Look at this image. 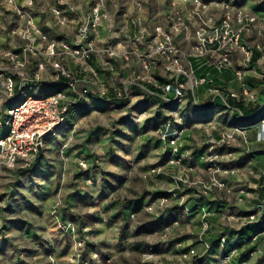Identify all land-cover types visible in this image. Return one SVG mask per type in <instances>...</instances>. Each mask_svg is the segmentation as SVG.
Returning a JSON list of instances; mask_svg holds the SVG:
<instances>
[{"label":"crops","instance_id":"obj_1","mask_svg":"<svg viewBox=\"0 0 264 264\" xmlns=\"http://www.w3.org/2000/svg\"><path fill=\"white\" fill-rule=\"evenodd\" d=\"M102 1L105 5V11L108 12L110 18L106 22L103 30L102 40L99 42L100 45L102 43L122 44L129 41L136 29L131 19L136 16H141L143 18V24L151 30L154 25L162 22L170 0H144L146 3L142 11H138L136 6V3L142 0ZM204 1H221L232 5L235 9L245 10L243 6L246 5L245 2L247 0ZM90 2L91 0H85V2L77 5V13L68 14L69 23L63 29L72 26L71 30L73 34L77 29L76 19L85 15L88 9L96 3ZM38 4L41 7L34 9L36 22L44 27L52 24L50 18L53 16L52 8L54 5L49 4L48 0L37 1ZM11 6L7 4L3 9L0 8V32H6L3 35L0 34V53L11 50L21 43L19 38L10 33L14 27L20 25L23 21ZM128 13L132 14L129 18ZM133 13L136 14L133 15ZM213 13L219 15V12L215 9ZM250 14L256 13L251 11ZM262 14L264 15V12ZM256 15L258 16V14ZM55 22L57 24L56 20ZM112 27L114 30L119 29L118 32L112 31ZM107 30L108 33H106ZM122 31L130 34L127 40L120 39ZM254 33L256 34V31ZM110 39H116V42H110ZM243 39L244 43L253 49V58L249 66L243 64L242 53L234 46L230 47L232 65L225 68L222 72H218L209 66L208 60L206 59L186 60V70L192 71L195 78H201L207 75L213 76L216 83L222 87L223 94L221 97L210 94L208 91L209 86L199 85L194 90L189 89L187 93L184 92L185 98L181 105L170 107L165 105L161 98L150 97L141 87H134L132 89V96L134 95L138 98L142 96L143 98H147L146 101L150 99L148 104L158 108L169 107L171 108L170 110L175 112L173 114L174 117L177 116L181 119L177 123V127L184 132L185 142L183 143L185 148L190 149L192 152L191 157L188 158L189 160L185 161V165L196 168V172L199 175H205V166L201 160V155L207 147L205 144L207 139L210 141L218 140L225 130L234 128H238L244 133L245 137L239 135L235 142L222 148V151L225 155L223 160L224 166L233 171V173L225 177L227 187L234 192L247 190L248 193H239L238 197L234 195L232 198H229L230 195L225 192H214L209 197H197L196 191L188 188L182 189L179 193L185 197L188 206L199 204L212 213L208 218L210 228L205 236L206 240L215 241L225 236L230 240L238 242L237 246L226 248L215 246L211 250H207L201 240H199L202 232V220L199 213L194 215V222L188 220L180 206V200L173 197L164 207L156 205L159 198L164 196L173 187L172 174L178 171L173 166L165 167V172L157 176L150 175V182L152 183L148 188L150 200L143 201L142 199L144 198L140 197L132 201L117 202L118 200H116L113 193V191H116V185H110L107 181L106 183L101 182L99 184V180L97 179L93 185V177H91L86 181L88 184L87 189H80L81 192L83 191L82 194L76 196L72 202L75 204H73L74 207L72 209L79 210L80 202L84 201L83 204L87 208L83 215L85 218L81 216L82 219H78L79 211L71 212L68 217L69 219L63 217L61 213L55 214L51 218L47 215L48 210L58 208L60 201L56 200L52 202L50 200L51 195L56 191L57 184L53 185V179L50 180L51 176L47 171L50 168V161L56 158L59 146H61L60 152H62V155H66V159L69 161L68 170L71 166L68 172L66 168L68 176L62 180L64 183H72L73 174L79 173L78 177L81 178L84 173L82 170L91 169H94L97 176L103 171H109L110 173L105 174L109 176L108 180L111 181L112 178L110 175L116 178L121 169L120 161L122 158L115 152L103 153L104 157L103 155H98V157L95 155L93 156L95 159L93 163H90L86 156L72 158L71 151H67L66 149L68 143L62 144L67 137L61 133L57 136H60L61 139L56 142L45 141V145L41 148L34 166L25 170L28 173L34 171L35 174L32 176L29 173L25 176L23 173V181L20 187L23 188L22 191L27 193L24 192L25 200L23 201V205L27 210L24 208H19L18 210L24 211L26 214L23 213V220L21 221L10 220L8 221L10 223L9 226L2 224V227H5V232H0V264H62L58 260L64 254L66 255L65 259L69 261V253L60 252L62 246V234L58 231L60 220L64 222V226L68 224L76 225L77 221L76 226L80 234H116L112 232L116 222L122 225V234H139L138 231L142 230V228L148 234H162L165 229L174 226L175 223H179L177 227L172 229V233L167 240L163 242L165 247L163 245V248H160V256L163 257L162 260L164 261L158 264H264V236H261L257 241L251 240L260 230H264V208L261 207L262 200H264V141H260L259 139L261 133L260 123L264 120V39L262 44L258 43L256 45L248 44L246 42V35ZM114 61L116 67L119 63H122L121 58ZM68 65L74 70L78 69L77 65L72 62ZM100 73L102 82L111 86V83L114 81L111 74L103 71H100ZM238 73H241V79ZM156 74L164 83L171 79V74L169 75L165 71L164 61L162 59H159ZM130 77L131 74L122 82V86ZM91 80V75L82 74L79 82L80 85H83V82ZM182 81L185 82L188 80L186 77H182ZM144 87L150 88L151 86L144 85ZM198 88L199 93H197ZM31 89L32 91H36L37 88L31 87L30 92ZM233 94L235 97L232 96ZM90 96L94 98L93 93ZM110 96H113V93ZM89 97L83 105L87 106L89 102L91 104V102L98 101L97 99H90ZM205 98H209V100L202 101ZM109 101L111 103L107 105H113L114 107L122 106L120 101ZM213 121L215 123H222L224 128H218V130L216 128L215 132L214 130L207 131L209 128H206V126ZM204 133H206L205 136ZM162 148L161 157L166 159L167 156L165 154L168 153L170 148L165 143H162ZM161 157L159 156L157 161ZM75 160L77 164L74 162ZM81 160H85L89 164L88 169L80 167L79 161ZM165 162H163L164 165L166 164ZM56 165H58L59 169H62L61 163H56ZM43 173H46V177L41 178ZM36 176L39 177L41 182L39 193L33 190ZM83 180L82 177V183ZM47 181H49V184ZM82 183L81 185H83ZM0 191L2 194L0 195V201H3L2 205H4H0V207H5L6 210H9L11 207L15 208V206H19V203L13 205L18 198L14 184L8 185L4 190L0 188ZM3 192H5L4 195ZM155 205V211L150 212L148 208L155 207ZM15 213L17 212L15 211ZM145 213L148 217L150 215L149 219L152 222L143 223L142 228L138 229V224L133 223L132 219L136 215L144 216ZM251 214L257 215L256 220L251 221L246 219ZM0 216L2 215L0 214ZM20 222H22V228L19 227ZM0 223H2V219H0ZM51 229L55 230L52 231ZM65 233L72 234L70 231H66ZM43 238L49 240L46 241L48 245L42 246L37 244V241ZM242 238L247 239L245 244L240 243ZM21 240L23 245L28 243V245L33 246L29 249L27 246L25 247L28 259H22L18 255V250L14 243ZM182 243H186L189 246L178 248ZM191 248L195 249L196 254L190 255L187 258L182 257ZM227 256H229V259L225 260ZM96 257L94 256L92 258L93 264H97L95 262L99 261V259H95Z\"/></svg>","mask_w":264,"mask_h":264},{"label":"built area","instance_id":"obj_2","mask_svg":"<svg viewBox=\"0 0 264 264\" xmlns=\"http://www.w3.org/2000/svg\"><path fill=\"white\" fill-rule=\"evenodd\" d=\"M6 1L23 21L10 31L21 43L0 53V130L5 131L0 136V169L32 168L47 139L76 130L77 126L71 120L74 110L80 108L91 93L94 97L98 96L101 102H124L132 96L134 87H141L150 97L161 98L170 107L181 105L185 98L184 92L194 90L199 85L209 86L210 94L221 97L222 87L213 76L195 78L192 71L186 70V60L206 59L209 66L222 72L232 65L230 47L234 46L242 53L243 64L249 66L253 49L244 43L243 38L259 30L256 26V14L235 9L228 3L170 0L162 22L154 25L151 30L143 24L141 16H136L131 19L136 29L129 41L100 45L103 30L110 18L103 1L100 0L85 15L76 19L77 29L71 38L56 41L49 38L43 26L36 22L31 13L34 0H23L22 3L18 0ZM145 3L144 0L138 1L137 10L142 11ZM214 9L219 15L213 13ZM76 13L77 7L70 5L68 0H58L52 8V14L61 27L68 25V14ZM118 58L125 64L137 61V68L123 86H109L102 82L100 71L114 74V60ZM159 59L164 61L165 71L171 74V79L165 83L156 74ZM70 62L77 65L78 69L70 68ZM82 74L91 75L92 80L80 85ZM238 76L241 79V73ZM182 77H186L188 81H182ZM41 83L45 86L55 85L56 88L47 94L23 97L26 88ZM144 85L151 87L146 88ZM111 93L113 96H110ZM232 96L235 97L234 94ZM180 121L177 116L172 117L160 127L161 142L170 148L165 154L170 163L184 168L187 172H193L192 167L185 165L191 152L182 142L183 131L177 127ZM260 132L259 139L264 141V120L260 123ZM239 135L245 137L238 128L228 129L221 134L220 139L206 144L207 147L201 155L208 174L206 180L192 181L188 175L174 177L173 187L158 200L161 206L168 204L172 197L180 200L184 215L190 221L199 213L202 220L201 234H207L210 228L208 218L212 213L199 204L188 206L179 193L182 189L193 186H197L199 197H209L215 191L231 193L225 177L233 171L223 164L225 155L222 148L235 142ZM79 165L83 169L89 168L85 160L79 161ZM160 172V169L152 170V173ZM240 192L244 194V190ZM261 207L264 208V200ZM153 209V206L149 208L150 211ZM256 218V214H251L246 219L254 221ZM61 228L76 234L74 224ZM205 236L202 235L201 242L207 250L215 246L226 248L238 244L225 236L215 241L206 240ZM261 236H264V230H260L251 240L257 241ZM246 242V238L240 240L242 244ZM85 243L84 239L78 240L75 243L76 249L82 250ZM157 248L158 246L151 247L149 253ZM195 254V249L191 248L182 257ZM228 259L229 256L225 258Z\"/></svg>","mask_w":264,"mask_h":264},{"label":"rangeland","instance_id":"obj_3","mask_svg":"<svg viewBox=\"0 0 264 264\" xmlns=\"http://www.w3.org/2000/svg\"><path fill=\"white\" fill-rule=\"evenodd\" d=\"M23 0H18L19 3H22ZM37 1L34 0V7L31 10V13L34 15L35 10L38 7H41L40 4L37 5ZM49 4H53L56 6L58 0H48ZM70 5L77 6L85 0H68ZM100 0H91V2H99ZM246 1V0H244ZM90 2V3H91ZM246 5L243 6L247 13L251 11L258 14V20L256 26L258 27V31L256 34H247L246 35V42L251 45L262 44L264 39V15L262 14L264 11V0H247ZM8 2L6 0H0V8H4L7 6ZM11 6V5H10ZM12 7V6H11ZM244 10V9H242ZM244 10V11H245ZM245 11V12H246ZM136 13H133L135 15ZM128 13V18L131 17ZM51 22L47 26H43L44 31L48 34L51 40L59 41L61 39H69L73 36L72 34V26L69 28L63 29L58 24H56L54 17L52 16ZM113 29V27H112ZM111 29V30H112ZM117 30H112L118 32ZM6 33V32H4ZM0 32L1 35L4 34ZM74 33V32H73ZM108 33V30L107 32ZM130 34H127L122 31V40H127ZM110 42H116V39H110ZM137 61H131L129 64H125L123 61L119 63L116 67V72L111 74L114 78V81L111 83L117 86H122V82L128 78L132 71L137 68ZM109 85V84H108ZM33 88H37L36 91L30 92V88H26L24 90L23 97H26L30 94H47L55 90V85L45 86L42 83L38 85H34ZM197 93H199V88L197 89ZM187 95V94H186ZM93 99L92 96L89 97ZM147 98H143L142 96H131L127 102H121L122 106L114 107L113 105H107L111 103L110 101H106L101 103V101H94L88 103L89 105H85L82 108H76L74 110V115L72 116L71 120L76 124V130L74 132L68 131L62 134L67 137L65 142L62 144H67V151L70 150L72 153V158H78L80 156H86L90 163H93L94 157L98 155H103V153H112L115 152L122 158L120 161L121 169L116 178L113 175H110L112 180H108L107 173L109 171H103L98 176L94 169L91 170H82L84 172L82 177H78L79 173L73 174L72 183L67 184V182H62L64 178L68 176L67 172L69 167V161H67L66 155H62L60 152L61 146L58 147L56 158L52 159L49 163L50 168L48 169L47 173L50 174L51 178L53 179V185L57 184L56 191L51 195L50 200L52 202L58 200L60 201L58 208L55 210H48L47 215L52 218L53 215L61 213L63 217L69 219V215L71 212H78L79 211V218L82 219L81 216L84 215L87 208L83 204L84 201L80 202L79 210L72 209L73 200L76 196H80L82 194L80 189H87L88 184L86 183L91 177H93V185L94 182L99 180V184L101 182L106 183L109 182L110 185H116V191H113L114 197H116L117 202H125V201H132L134 199H139L143 197V201L150 200L149 196V186L152 185L150 182V175H158L157 173H152L153 169H160L161 173L165 172V167L173 166L176 167L178 171L172 174V182L174 183V177H184L188 175L189 179L192 181L196 180H206L208 174L205 170V175H199L196 171V168L193 167V172H187L184 168L179 167L178 165H174L170 163L169 158L166 159L161 157V152L163 150L161 142V128L160 126L168 119L174 117V111L170 110L169 107L158 108L151 104L150 99L146 101ZM209 98H205L202 101H208ZM154 102V101H151ZM218 103V102H217ZM219 104V103H218ZM204 112V111H203ZM206 113V112H204ZM164 115V116H163ZM215 126V127H214ZM206 128H209L207 131L211 130H218V128L223 129L224 125L222 123H215V121L210 122ZM5 131L0 130V136L4 135ZM110 135V137H109ZM206 133H204V136ZM184 132L182 135V142L184 140ZM204 138V137H203ZM61 139V137L57 138H49L46 140L50 142H56L57 140ZM210 140L207 139V144ZM186 144V143H185ZM45 145V143H44ZM190 145V144H189ZM190 150V149H188ZM191 152V150H190ZM49 154V153H48ZM192 154V152H191ZM64 156V158H62ZM161 157L158 161L157 158ZM104 157V155H103ZM191 157V155H190ZM186 160H189L188 158ZM185 160V161H186ZM166 161V162H165ZM72 162V161H71ZM77 164V161H74ZM163 162L166 164L164 165ZM56 163H61L62 169L58 168ZM99 164V163H98ZM101 164V161H100ZM99 164V165H100ZM184 165V164H183ZM190 167V166H188ZM67 168V172H66ZM96 168V167H95ZM27 169L17 168L15 170H8V169H0V188L4 190L7 188L8 185H13L15 187L17 201L13 204L16 205L19 203V206H15V208L11 207L9 210H6L5 207H0V219H2V223H0V232H5L4 226H9L10 220H23V213L26 214L24 211L18 210L19 208H26L23 205L24 192L22 191L23 188L20 187L23 181V173L25 176L27 174H31L33 176L34 171L32 172H25ZM44 172V171H43ZM78 172V171H77ZM39 173V172H37ZM106 173V174H105ZM196 173V174H195ZM46 173L41 175V178L46 177ZM198 174V175H197ZM40 176V175H39ZM29 179L28 177H26ZM106 178V179H105ZM97 179V180H96ZM14 182V183H13ZM35 184L33 185V190L37 193L40 191V179L36 176ZM49 184V181H47ZM81 183L83 185H81ZM90 185V184H89ZM190 189H194L196 191L197 196V186L190 187ZM80 191V192H78ZM1 192V191H0ZM6 192V190H5ZM3 192V195L5 194ZM85 192V191H84ZM215 192H224V191H215ZM26 193V192H25ZM242 194L240 191L234 192L232 191L228 195L229 198H232L234 195L238 197V194ZM248 193L247 190H244V194ZM27 194V193H26ZM217 194V193H216ZM0 195H2L0 193ZM199 197V196H197ZM1 198V196H0ZM184 200L186 201L185 197ZM57 201V202H58ZM3 201H0V205H2ZM169 203V202H168ZM75 205V204H74ZM156 205L161 206L159 202ZM156 205L153 209L154 212ZM4 206V205H2ZM164 207V206H163ZM114 209V207H113ZM27 210V209H25ZM59 210V211H58ZM15 211L17 213H15ZM27 212V211H26ZM148 212V211H146ZM84 217V216H83ZM85 218V217H84ZM149 217L146 216H138L136 215L135 218L132 219L133 223L138 224V229L142 228L144 225L143 223H150L152 222ZM60 222V227L58 231L62 234V246H61V253L67 252L69 253V261L66 260V255L59 259L62 264H93L92 258L97 256L95 259H99L96 261L97 264H158L162 263L163 257L160 256V248H163V242L167 240V238L171 235L172 229L177 227L179 223H175L174 226L165 229L162 234H148L147 231L142 230L138 231L139 234H122V225L118 222L113 227V233L116 234H80L77 228V221L75 225L76 234H67L65 233L66 230L62 229L61 227L64 226L63 221ZM194 222V221H192ZM191 223V222H190ZM2 224L4 226L2 227ZM67 224V223H66ZM192 224V223H191ZM22 222L19 223V227L22 228ZM51 226V225H50ZM52 231L55 229H51ZM86 231V230H85ZM206 234H200L199 240L202 239ZM85 240V247L82 250H77L75 243L78 240ZM46 241H49L46 238H43L37 241L38 245H48ZM16 249L18 250V255L22 259H28V256L25 252V247L29 249L33 247L31 245L22 244L21 241H17L14 243ZM35 246V245H34ZM153 246H158L157 250L149 253V249ZM189 246L186 243H182L181 247ZM165 247V245H164ZM97 254V255H94ZM68 255V254H67ZM80 255V256H79ZM48 258L47 256H45Z\"/></svg>","mask_w":264,"mask_h":264},{"label":"trees","instance_id":"obj_4","mask_svg":"<svg viewBox=\"0 0 264 264\" xmlns=\"http://www.w3.org/2000/svg\"><path fill=\"white\" fill-rule=\"evenodd\" d=\"M93 99H97V100L99 101L98 98H95V97H94ZM101 103H104V102H101ZM83 104H84V103L81 104V106H80L81 108H82L83 106H85V105H83Z\"/></svg>","mask_w":264,"mask_h":264}]
</instances>
